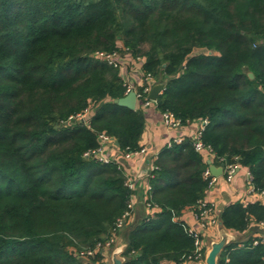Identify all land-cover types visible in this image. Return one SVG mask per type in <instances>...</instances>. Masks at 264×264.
I'll use <instances>...</instances> for the list:
<instances>
[{
	"label": "trees",
	"instance_id": "16d2710c",
	"mask_svg": "<svg viewBox=\"0 0 264 264\" xmlns=\"http://www.w3.org/2000/svg\"><path fill=\"white\" fill-rule=\"evenodd\" d=\"M126 48L165 81L157 109L184 125L207 118L215 161L247 167L264 190V0H0V264H85L81 251L122 232L124 167L85 153L103 133L122 151L143 147L144 109L115 102L126 81L96 55ZM82 112L86 122H68ZM154 164L150 213L123 231L124 264H191L183 213L205 198L209 163L184 137ZM262 221L259 201L219 214L235 232ZM253 238L228 243L218 264H264ZM81 257L105 264L101 250Z\"/></svg>",
	"mask_w": 264,
	"mask_h": 264
},
{
	"label": "crops",
	"instance_id": "0c3cea01",
	"mask_svg": "<svg viewBox=\"0 0 264 264\" xmlns=\"http://www.w3.org/2000/svg\"><path fill=\"white\" fill-rule=\"evenodd\" d=\"M125 65L127 66L126 81L132 79V84L135 87H141L146 82L142 62L137 58H133L131 55H127ZM153 84H156V82L154 81ZM144 111L146 122L141 144L146 148V151L144 153H138L130 159H121L127 169V175L134 180L135 184L134 216L130 224L136 223L140 218L150 213L146 204L151 189L149 187L148 177L155 167L154 160L159 151L175 139L193 137L202 126L201 119H197L189 125H183L181 128H170L164 124L162 112L157 109L156 105L146 107ZM104 154L112 160H118L122 157L123 151L119 146L114 145L107 147L104 150ZM202 154L207 161H211V164L221 166V164L215 161L214 155ZM248 172L249 169L247 167L240 166L231 182H228L225 174L222 173L216 183L207 190L205 200L214 204L218 217L223 207L230 203L246 204L256 201L264 203V194L252 190ZM183 218L190 227L199 229L206 250L211 247L212 241L220 240L222 229L220 222L215 225L203 227L196 218L192 207L184 211ZM226 230L234 235L235 240L245 241L249 237H264V221L260 223L252 222L250 227L244 232ZM122 238L125 237L122 235Z\"/></svg>",
	"mask_w": 264,
	"mask_h": 264
},
{
	"label": "built area",
	"instance_id": "2783aa9c",
	"mask_svg": "<svg viewBox=\"0 0 264 264\" xmlns=\"http://www.w3.org/2000/svg\"><path fill=\"white\" fill-rule=\"evenodd\" d=\"M96 55L103 59L104 61H106L109 65L114 66L116 68H119L125 81V75L127 72V66L125 65V58L126 56H130L131 53L128 51V48L126 49H122V50H114L112 52H106V51H97ZM132 56V55H131ZM138 60H142V64H143V59L142 58H137ZM146 82L141 85V87L143 88L142 91H138V89L133 85L130 84L128 81H126V94L129 93L131 90H135L136 94H137V106L141 105V107L143 109H145L146 107H149L151 105H156V101L157 100H153L151 98H149V93L153 87V83H154V79L152 77V75L147 74L145 77ZM144 97V98H143ZM143 99V100H142ZM89 112H82V113H77L74 115H70L68 118V122H74V121H83L86 122L87 119L89 118ZM163 116V122L167 127L170 128H181L183 127V123L181 121L180 118H178L172 111H166L162 113ZM202 121V126L199 129V131L193 135L192 141H193V145L195 147V149L200 152V153H207L208 155H214L216 156L215 152L213 151L212 147H210L209 145H206L203 141H202V132L205 129L206 125L208 124V119H201ZM100 143L101 145L96 148V149H92L88 152L85 153L86 156H95L97 158H99L100 160L104 161V162H110V161H115L117 163L120 164V166L124 167L127 179H126V185L133 191L132 195H131V199L130 202L128 204V209L125 210V212L118 217L117 221H116V226H115V231H121L124 229V227L128 224H130L133 220V210H134V198H135V184H134V180L129 177L127 175V169L124 166V164L122 163V158L123 159H130L132 156L138 154V153H144L146 151V148L143 146L140 150L137 151H131V150H126L123 151V155L120 159L118 160H112L109 157L105 156L104 154V150L109 147V146H114V140L113 137L107 135V134H101L100 137ZM182 139H175V141H181ZM171 145V142L170 144ZM208 162V161H207ZM221 165H223L224 170L223 173L225 174L226 180L228 182H231L233 180V178L236 175V172L238 171L239 167L241 166L238 163H222ZM155 168V167H154ZM205 177L209 178V189L212 187V185L214 183H216V181L218 180V178L220 176H214L211 173L210 170V164L209 167L205 170ZM248 176L250 179V183L252 180V175L251 172L249 170L248 172ZM252 186V190L256 191L251 183ZM151 188V186H149ZM258 192V191H256ZM260 193L264 194V190L261 191ZM146 204L148 207H151L150 203L146 201ZM156 211L159 210L158 207L155 208ZM196 218L198 219V221L200 222V224L203 227H208L210 225H215L217 223H219V217L216 211V208L214 207L213 203L207 202L204 199H202L201 201H199V206H198V210L194 209ZM189 226V225H188ZM189 232L194 236L195 238V251L193 252V254L189 255L186 262L187 263H191V264H203L202 261L205 259L206 257V247L203 243L202 240V235L201 232L199 231V229H196L194 227H190L189 226ZM120 235H117V233H114L113 236H111L110 238H108L104 243L103 242H98V244L96 245L95 249H91L88 251H81L80 252V256H83L85 254H89V255H94L98 250H101L102 253V247H112L113 243H115L116 239L119 238ZM116 237V239H115ZM253 244L254 245H262L264 247V237H254L253 238ZM104 255V254H103Z\"/></svg>",
	"mask_w": 264,
	"mask_h": 264
},
{
	"label": "water",
	"instance_id": "95a60500",
	"mask_svg": "<svg viewBox=\"0 0 264 264\" xmlns=\"http://www.w3.org/2000/svg\"><path fill=\"white\" fill-rule=\"evenodd\" d=\"M250 77H253V73H249ZM165 81L158 82L153 85L150 93L149 98L153 100H157L159 95L161 94L162 90L165 87ZM115 102L119 103L120 105L126 106L129 109H136L137 108V94L135 90H131L125 96L115 99ZM114 144L119 146V141L113 137ZM210 164L211 173L214 176H220L223 173L224 167L216 166L211 164V161H208ZM235 240L234 235L228 232L224 227L221 229V238L220 240L212 241L211 247L206 252L205 257V264H218L219 256L225 246L230 243L231 241ZM126 243H122L119 246H116L112 253V263L111 264H124L125 257L123 256L124 249L126 247Z\"/></svg>",
	"mask_w": 264,
	"mask_h": 264
},
{
	"label": "rangeland",
	"instance_id": "374dc122",
	"mask_svg": "<svg viewBox=\"0 0 264 264\" xmlns=\"http://www.w3.org/2000/svg\"><path fill=\"white\" fill-rule=\"evenodd\" d=\"M143 59V58H142ZM142 61V60H141ZM130 84H132V79L128 81ZM133 224H130L129 226H127L129 229L130 227L132 226ZM127 227L125 228L124 227V230H122V234L120 233V236L119 238L116 239L115 243H113V246L112 247H102V254H104V257H105V264H111L112 263V253H113V250L116 246H119L121 245L122 243H125V238H122V235L125 237V233L123 234V231L125 232V229H127ZM210 248V247H209ZM80 256V255H79ZM80 258L82 259V261L85 263V264H89V262H87L85 260V258L81 257ZM203 264H205V259L202 261ZM97 264V263H96Z\"/></svg>",
	"mask_w": 264,
	"mask_h": 264
}]
</instances>
